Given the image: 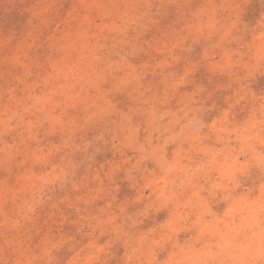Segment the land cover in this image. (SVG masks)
<instances>
[{
  "label": "rangeland",
  "instance_id": "obj_1",
  "mask_svg": "<svg viewBox=\"0 0 264 264\" xmlns=\"http://www.w3.org/2000/svg\"><path fill=\"white\" fill-rule=\"evenodd\" d=\"M0 264H264V0H0Z\"/></svg>",
  "mask_w": 264,
  "mask_h": 264
}]
</instances>
